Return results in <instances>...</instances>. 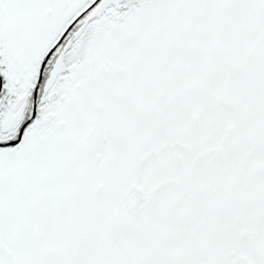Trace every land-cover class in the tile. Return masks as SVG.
Wrapping results in <instances>:
<instances>
[{"label": "snow or ice", "instance_id": "6c2138e0", "mask_svg": "<svg viewBox=\"0 0 264 264\" xmlns=\"http://www.w3.org/2000/svg\"><path fill=\"white\" fill-rule=\"evenodd\" d=\"M0 264H264V0H0Z\"/></svg>", "mask_w": 264, "mask_h": 264}]
</instances>
